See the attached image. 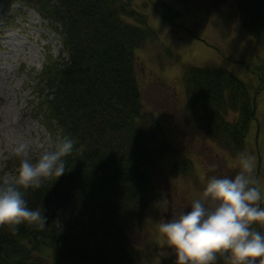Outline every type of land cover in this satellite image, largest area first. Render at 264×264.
Instances as JSON below:
<instances>
[{
    "label": "trees",
    "instance_id": "1",
    "mask_svg": "<svg viewBox=\"0 0 264 264\" xmlns=\"http://www.w3.org/2000/svg\"><path fill=\"white\" fill-rule=\"evenodd\" d=\"M18 2L60 37L67 60L44 55L37 107L53 142L71 137L75 148L66 175L25 194L30 209H44L45 227L0 228V264H133L129 229L153 204L160 163L171 148L143 106L136 76V53L156 34L133 0H0ZM150 2L171 24L189 0ZM233 3L241 27L264 49V0ZM181 85L194 127L223 152H244L260 91L253 95L248 82L208 64L186 65ZM258 154L253 177L264 179ZM177 167L179 175L192 171L188 161Z\"/></svg>",
    "mask_w": 264,
    "mask_h": 264
},
{
    "label": "rangeland",
    "instance_id": "2",
    "mask_svg": "<svg viewBox=\"0 0 264 264\" xmlns=\"http://www.w3.org/2000/svg\"><path fill=\"white\" fill-rule=\"evenodd\" d=\"M133 2L136 9L147 14L148 24L156 34L136 53L143 106L156 117L171 148L160 163L153 204L129 229L130 253L133 264H176L175 254L163 240L158 225L190 210L191 202L203 197L210 176L234 178L240 169L239 154L255 158L260 153V165H264V49L257 47L241 27L233 0L220 5L189 0L187 8L179 7L184 14L175 15L171 24L158 14L150 0ZM46 53L67 60L60 37L36 10L22 2L0 4V182L15 177L19 160L11 150L18 143L28 142L34 160L55 147L37 107L38 77ZM189 64L225 69L248 82L253 95L260 91L256 120L244 152H223L194 127L181 85V74ZM185 161L192 164V171L175 173L182 172L177 165ZM254 165L255 172L256 158ZM253 179L257 187L264 188L262 176L256 179L254 175ZM260 206L264 207V201ZM49 207L54 212L55 207ZM256 230L264 228L256 226ZM224 258V264H231Z\"/></svg>",
    "mask_w": 264,
    "mask_h": 264
},
{
    "label": "clouds",
    "instance_id": "3",
    "mask_svg": "<svg viewBox=\"0 0 264 264\" xmlns=\"http://www.w3.org/2000/svg\"><path fill=\"white\" fill-rule=\"evenodd\" d=\"M74 148L75 141L67 136L35 160L28 142L12 148L19 166L13 180L0 182V228L45 227L44 209H30L25 194L66 175L67 157ZM238 159L240 171L234 178L210 176L203 197L193 200L190 210L158 225L176 264H216L220 256L231 264H264V231L256 230L264 228V188L253 179L255 158L241 153Z\"/></svg>",
    "mask_w": 264,
    "mask_h": 264
},
{
    "label": "flooded vegetation",
    "instance_id": "4",
    "mask_svg": "<svg viewBox=\"0 0 264 264\" xmlns=\"http://www.w3.org/2000/svg\"><path fill=\"white\" fill-rule=\"evenodd\" d=\"M258 172V171H257ZM259 173V172H258ZM258 173L255 175V178H257L258 177ZM255 180V179H254Z\"/></svg>",
    "mask_w": 264,
    "mask_h": 264
}]
</instances>
